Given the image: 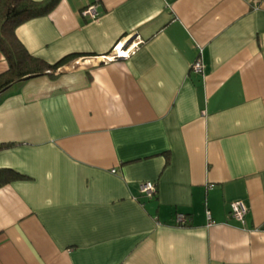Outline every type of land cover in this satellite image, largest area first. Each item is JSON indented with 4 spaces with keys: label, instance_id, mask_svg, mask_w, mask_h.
I'll use <instances>...</instances> for the list:
<instances>
[{
    "label": "crops",
    "instance_id": "1",
    "mask_svg": "<svg viewBox=\"0 0 264 264\" xmlns=\"http://www.w3.org/2000/svg\"><path fill=\"white\" fill-rule=\"evenodd\" d=\"M14 33L70 58L0 92V264H264V0H57Z\"/></svg>",
    "mask_w": 264,
    "mask_h": 264
},
{
    "label": "trees",
    "instance_id": "2",
    "mask_svg": "<svg viewBox=\"0 0 264 264\" xmlns=\"http://www.w3.org/2000/svg\"><path fill=\"white\" fill-rule=\"evenodd\" d=\"M57 0H0V52L3 54L7 69L0 73V92L19 81L49 75L54 78L57 69L70 57H64L53 64L30 54L17 40L14 29L22 21L42 14L55 5ZM0 143V150L7 148ZM22 178L16 171L0 167V186Z\"/></svg>",
    "mask_w": 264,
    "mask_h": 264
},
{
    "label": "built area",
    "instance_id": "3",
    "mask_svg": "<svg viewBox=\"0 0 264 264\" xmlns=\"http://www.w3.org/2000/svg\"><path fill=\"white\" fill-rule=\"evenodd\" d=\"M82 14L83 15H89L91 17H95L97 15V11L93 5H89L82 10ZM140 42H141V40L133 41L131 43V46H129L127 49H125L123 51H120V48L118 47L119 44L117 43L113 48L114 53L112 55L106 57V60L107 59L111 60V59H114L115 57H118V56L119 57L126 56ZM200 69H201V64H200L199 60L194 61V63H192V65H191V70L199 71ZM139 189L147 197H152L153 194L155 193V185L151 181L141 182L139 185ZM246 212H247V208L243 203L237 202V201L229 203V213H230L231 217H233L234 219L239 220V221H243V218H244V215L246 214ZM208 218H209V216H208ZM176 219H177V222H180V223L186 222V217L182 214H177Z\"/></svg>",
    "mask_w": 264,
    "mask_h": 264
}]
</instances>
